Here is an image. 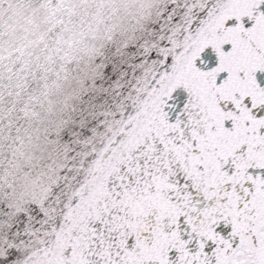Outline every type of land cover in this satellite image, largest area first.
Instances as JSON below:
<instances>
[{
  "label": "snow or ice",
  "instance_id": "snow-or-ice-1",
  "mask_svg": "<svg viewBox=\"0 0 264 264\" xmlns=\"http://www.w3.org/2000/svg\"><path fill=\"white\" fill-rule=\"evenodd\" d=\"M0 264H264V0H0Z\"/></svg>",
  "mask_w": 264,
  "mask_h": 264
}]
</instances>
